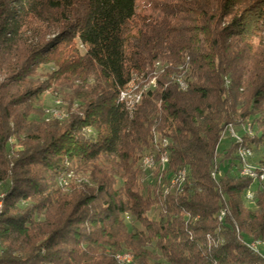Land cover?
<instances>
[{"label":"trees","instance_id":"trees-1","mask_svg":"<svg viewBox=\"0 0 264 264\" xmlns=\"http://www.w3.org/2000/svg\"><path fill=\"white\" fill-rule=\"evenodd\" d=\"M242 146L264 171V0H0V264H264Z\"/></svg>","mask_w":264,"mask_h":264},{"label":"bare ground","instance_id":"bare-ground-1","mask_svg":"<svg viewBox=\"0 0 264 264\" xmlns=\"http://www.w3.org/2000/svg\"><path fill=\"white\" fill-rule=\"evenodd\" d=\"M141 79H142V76H137V74L134 75L133 78H132V80L130 81V83L127 84L124 87V89H122L121 92H120V95H125V100H126V101H122V104L126 107L127 111L131 115L135 111L136 107L139 105L138 103H134L135 102V97H138L139 96V101L141 102L143 93L146 92L150 88V86H149L148 88L141 89L142 86H139L138 85V81H140ZM177 82L179 83V80H177ZM131 83H136V85L135 86H132ZM152 84L155 86V79H153V81H151V85ZM186 88H187V85H186ZM119 101L121 102L120 99H119ZM235 135L236 136H240L239 137V142H236V143H238V144L239 143H242L241 135H240L239 132L236 131V128H235ZM166 145H167V141L164 140L162 142V146L164 148H166L165 147ZM162 148H160V149H162ZM249 148L250 147L242 146L238 150V157H239L240 162H241V165H242L241 175H246V171L247 170L248 171H254V177H256V179H259L258 183H260L262 185L263 190H264V171H259L258 168L252 166V164L250 163V160H246L245 154H247V151L249 150ZM250 150L252 151V157H253L254 156V151H253L252 148H250ZM153 154H155V153L153 152ZM160 157H161V163L163 165H165V164L168 163L169 157H168V152L167 151H164V153ZM145 159H146V156L143 158V163H144ZM155 164H156V158L153 155V160L148 162V168L153 167ZM182 174H183V181H185V179H186V170L185 171H181L179 173V175L177 174L178 175L177 181L182 182V180H179V177ZM72 177H74V176H72ZM68 178H69V176H68ZM174 182H175V180H173V183ZM173 183H172V186L174 185ZM176 184H178V182ZM247 197H248V200L249 201L253 202L254 196L249 197V193H248ZM224 216H225L224 211H221L220 216H219V219L222 220L224 218ZM259 242H260V244H259V251L261 252V250L264 248V242L261 241V240ZM116 259L120 263H122V264H132V262H133V256L130 253H127V252H123V253L121 252V253L116 254Z\"/></svg>","mask_w":264,"mask_h":264},{"label":"rangeland","instance_id":"rangeland-1","mask_svg":"<svg viewBox=\"0 0 264 264\" xmlns=\"http://www.w3.org/2000/svg\"><path fill=\"white\" fill-rule=\"evenodd\" d=\"M143 0H139V3L142 2ZM142 5V3H141ZM158 65V64H157ZM183 77L182 75H179L178 77ZM153 81V80H152ZM144 85V84H143ZM149 86H154L153 84L151 85V81L149 84H145L144 86H142L141 89H145V88H148ZM45 101H46V108H47V116L48 117H53V118H58V119H63V118H67L68 117V112H67V109H66V105L65 103L63 102V100L61 98H58V99H54L53 97H51L50 94L46 95L45 96ZM76 106V105H75ZM76 108V107H75ZM237 131V130H236ZM238 132V131H237ZM230 136L229 134H225L223 139H222V142L220 144V149H223L224 147H227L229 145V142H230ZM254 151V150H253ZM254 157V156H253ZM252 157V159H253ZM250 163L252 164V166L257 167V165L254 163L253 160H250ZM157 162L156 164L151 167V168H144L143 167V160L141 161L140 163V169L144 172H149V171H152L154 169L157 168ZM76 178L79 179V180H82L84 179V181L82 180V182L78 183V184H88V186H91V179L88 178V176H83V175H76ZM74 182H76V180H73ZM79 182V181H77ZM173 182V180H172ZM176 182V180H175ZM172 184V183H171ZM61 185L62 187H68V186H63L62 182H61ZM247 200H248V197H247ZM249 201V200H248ZM250 203H252L251 201H249ZM251 205V204H250ZM129 220V219H128ZM256 242V241H254ZM261 252H263L264 254V248L261 250ZM128 253V252H127ZM118 254V253H117ZM131 254V253H130ZM134 257V256H133Z\"/></svg>","mask_w":264,"mask_h":264},{"label":"built area","instance_id":"built-area-1","mask_svg":"<svg viewBox=\"0 0 264 264\" xmlns=\"http://www.w3.org/2000/svg\"><path fill=\"white\" fill-rule=\"evenodd\" d=\"M139 74H137V76H138ZM177 80H179V86H180V89H182V90H186V85H187V83H186V80L184 79V77H177ZM131 85L132 86H135L136 85V83H131ZM120 100H121V104H122V101H126L125 100V95H120ZM134 103H138V104H140V101H139V96L138 97H135V102ZM227 134H229V136H230V138L231 139H233L235 142H239V137L240 136H236L235 135V127H233V126H230L229 128H228V130H227V132H226ZM225 133V134H226ZM245 157H246V160H252V151L250 150V148H249V150L247 151V154H245ZM153 160V155H147L146 156V159H145V161H144V163H143V167L144 168H148V162L149 161H152ZM215 175V174H214ZM242 177H248V178H251V179H253L254 181H259V179H256V177H254V171H246V175H241ZM68 180H74V177H72V175H71V173L69 174V178L68 179H66V181L63 183V185H67V181ZM179 180H182V182H183V174L182 175H180V177H179ZM251 196H254V193L253 192H249V197H251ZM224 213H225V215H226V211L224 210ZM259 244H260V242L259 241H256V242H251V243H248V247L250 248V249H252L255 253H257V254H259V255H264L263 254V252H260L259 251Z\"/></svg>","mask_w":264,"mask_h":264}]
</instances>
